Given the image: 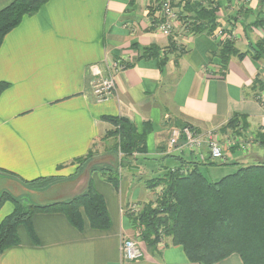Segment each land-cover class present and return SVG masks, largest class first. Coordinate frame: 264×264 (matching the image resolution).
Masks as SVG:
<instances>
[{"label":"crops","instance_id":"1","mask_svg":"<svg viewBox=\"0 0 264 264\" xmlns=\"http://www.w3.org/2000/svg\"><path fill=\"white\" fill-rule=\"evenodd\" d=\"M12 1L0 0V9ZM160 17L157 0H48L5 36L0 81L9 86L0 95V196L5 190L16 196L45 193L29 191L22 180L59 175L67 179L56 184L55 196L46 203L60 201L86 190L91 179L105 198L112 226L98 230L86 223L79 231L62 213H37L32 221L38 242L19 227L20 243L0 255V264H199L191 262L180 245L164 242L153 247L141 239L145 257L123 261L122 241L135 235L131 208L155 195L137 173L157 174L162 172L160 165H179L177 159H162L168 153L202 164L210 160H201L189 148L169 146L173 128L185 125L202 133L215 130L225 148L224 161L231 157L244 163L245 153L236 152L252 147L253 161L246 163L264 161L260 143L264 139L251 138L260 127L264 137V59L255 60L250 53L233 56L222 76L215 55L219 43L212 36L181 26L166 35L154 26ZM248 33L253 42L261 37L253 23ZM150 46L168 56L164 71L160 57L141 56ZM247 49L248 45L242 50ZM122 58L129 66L117 74L115 91L98 98L93 88L98 76L92 66L105 75L109 62ZM106 116L128 117L139 131L150 122L147 155L161 159L121 168L119 190L90 167L71 178L80 170L76 160L85 157L96 141L116 143L114 138L104 140L113 128ZM236 117L240 126L229 127L233 133L226 140L223 129ZM246 138H251L248 148L239 149V140ZM203 153L208 154L207 148ZM13 210V203L6 201L0 207V223ZM214 264L243 263L232 254Z\"/></svg>","mask_w":264,"mask_h":264},{"label":"trees","instance_id":"2","mask_svg":"<svg viewBox=\"0 0 264 264\" xmlns=\"http://www.w3.org/2000/svg\"><path fill=\"white\" fill-rule=\"evenodd\" d=\"M47 1L13 0L1 8L0 48L10 31L20 25L26 15L36 13ZM261 1L264 4V0ZM179 5L183 9L180 17L191 32L210 34L217 27L219 4L216 2L209 0L206 7L198 1L183 0ZM250 10L253 9L243 12L247 20L253 13ZM259 10L261 16L256 20H245L240 24L245 26L247 35L250 24L260 27L264 21V8ZM172 45L175 46V43ZM142 50V57H160V69L164 71L167 55L161 56V50H155L154 46ZM249 53L255 60L264 59V40L253 42L249 38L247 51L240 50L234 41L219 42V51L215 55L220 61L221 75L227 72L233 56L243 58ZM8 86L9 83L0 81V95ZM105 119L113 123V128L106 132V136L114 138L116 143L108 146V157L92 164L90 171L101 172L119 190L121 168L161 159L147 155V136L152 131L150 122L146 121L143 131H139L128 117L106 116ZM260 141L264 143V140ZM93 155V150H90L85 157L76 161H90ZM168 158L177 159L174 161L179 165H160L158 170L162 172L154 174L156 170H152L147 176H139V180L144 179L148 189H162L155 199L145 204L136 218L132 217L134 225L138 222L141 227L140 239L153 247H157L162 240L167 245H180L187 258L194 263L214 264L238 254L243 264H264V161L247 165L236 163L239 164L236 171L212 181L200 170L201 162L188 161L175 153L162 157ZM223 162L212 161L214 164ZM186 163L189 165L183 167ZM61 179L67 178L51 175L22 182L29 191L43 192L56 186ZM24 195L30 196V193ZM24 195L16 196L5 191L0 196V207L6 201L14 205L13 212L0 223V255L20 243L21 226L26 228L34 242H38L32 221L37 213H62L79 231L85 229L86 223L98 230H107L112 226L105 198L91 179L86 190L65 200L44 204L26 203L22 198Z\"/></svg>","mask_w":264,"mask_h":264},{"label":"built area","instance_id":"3","mask_svg":"<svg viewBox=\"0 0 264 264\" xmlns=\"http://www.w3.org/2000/svg\"><path fill=\"white\" fill-rule=\"evenodd\" d=\"M183 0H157L161 17L154 23V26L160 32L169 35L174 32L176 26L186 27L188 25L183 22L180 17L182 7L179 5ZM201 2L204 6L208 7L209 0H194ZM219 4L218 11V24L215 30L210 34L216 42L221 41H234L237 44L241 43L242 37L237 33V27L242 24L246 19L243 12L247 9H259L261 8V0H212ZM259 28L260 39L264 40V21ZM190 31V30H189ZM191 32V31H190ZM128 61L117 59L109 62L108 71L104 75L96 67L92 66L94 74L98 78L94 79V92L98 98H107L116 89L117 74L124 71L128 67ZM241 142L240 148L247 149L249 144L248 138L246 140H239ZM229 143H232L231 141ZM237 143H233L234 145ZM169 146L172 149H190L196 152V155L205 160L209 158L214 162H223L226 159L225 148L220 140L219 134L215 130H209L205 133L197 131L190 125H185L181 128H173L171 131ZM203 148H207L208 154L205 156ZM161 187L158 192H161ZM136 205L132 206L131 212H136ZM141 233V232H140ZM140 233L137 232L136 237H125L122 241L121 251L124 262H132L141 260L145 257V250L140 242ZM164 244V240L160 242ZM159 244V245H160Z\"/></svg>","mask_w":264,"mask_h":264},{"label":"rangeland","instance_id":"4","mask_svg":"<svg viewBox=\"0 0 264 264\" xmlns=\"http://www.w3.org/2000/svg\"><path fill=\"white\" fill-rule=\"evenodd\" d=\"M261 8H264V5H261L260 6ZM254 10V11H253ZM253 10H250L251 11V13H252V16L249 18V20H252V19H255V18H258V17H260L261 16V14H259L260 12V10L259 9H257V10H255V9H253ZM249 11V12H250ZM248 12V13H249ZM260 15V16H259ZM246 20H247V18H246ZM249 20H247V21H249ZM237 33L239 34V35H241V37H242V41H241V43H239V45H238V47L240 48V50H242V49H244L245 48V46H247L248 45V41H249V38H251L250 37V35H249V33H248V35L246 34V32L244 31V26H242V25H240V26H238L237 27ZM255 36V35H254ZM256 38V37H255ZM243 51V50H242ZM239 123H240V121H239V118H233L225 127H224V129H223V131H224V133H225V135H224V139H228L229 137H230V134H232L233 133V131H231L230 133L228 132V128L229 127H235L236 125L239 127L240 125H239ZM235 128H233V130H234ZM262 128L260 127V128H258V130L257 131H253L252 133H251V138H252V141H253V139H255L254 141H256V139L257 138H259V137H262L261 135H262V133L261 132H259V130H261ZM105 138L106 139H104V140H109V139H111V137H107V136H105ZM222 138H223V136H222ZM250 138V139H251ZM250 139H248L249 140V142L251 141ZM259 139H261V138H259ZM225 142V141H224ZM104 142H103V140H98V141H96V143L94 144V146H93V153H94V155L91 157V160L90 161H86L85 159L84 160H80V161H78L76 164H78V166L80 167L79 169V173L77 174V175H73V177H71L72 179L73 178H77L78 176H80L81 175V173L82 172H84V171H87L88 170V168L89 167H91V165L92 164H94V162H96V164L97 163H99V161H101V160H105L107 157H108V154H107V148H108V146L110 145V144H103ZM254 151H256V147L255 148H251L250 150H248V151H245V150H238L237 152H236V156H240L242 153L244 154L245 153V155H246V157H244V159H247V160H245L244 161V165H247V163L246 162H248V161H250L251 159H249V156L254 152ZM168 154H171V153H168ZM250 154V155H249ZM186 157H187V159H191L192 157H191V154L189 153V152H187L186 153V155H185ZM250 158H252V156L250 157ZM251 161H253V160H251ZM261 162V161H260ZM172 163V162H171ZM170 163V164H171ZM173 163H175V162H173ZM239 165V164H238ZM238 165H236V163L233 161V159L231 158V157H228V159H227V161H225V162H223V163H212V161L211 160H208V161H206L204 164H201V166H200V170L202 171V173L204 174V175H206L210 180H212V181H214V180H216V179H220L221 177H223L224 175H227V174H230V173H232V172H234V171H236L237 169H238ZM187 166V165H186ZM240 166H241V164H240ZM184 167V166H183ZM138 175H142V176H147V174L145 173V172H142V171H138V173H137ZM71 178H69V179H71ZM146 178V177H145ZM0 184H2V182H0ZM159 188L160 187H158L156 190H150V191H152V192H155L154 194V196H153V199H155V197H156V193L158 192V190H159ZM55 190H58V188L57 187H55V186H53V187H51L49 190H47V192H45V193H30V196H27V195H24V196H22V198H23V200H24V202H26V203H29V202H31V203H38V204H44V203H46L47 201H50V199H52V197H54L55 196ZM5 191H7V190H5ZM5 191H3V192H5ZM3 192H2V194H3ZM10 192V191H9ZM12 193V192H11ZM1 194V195H2ZM47 195H48V198H47ZM152 199V200H153ZM145 204H147V203H145ZM145 204H142L140 207L139 206H137L136 207V212H134V213H132V214H134L133 215V217H135L136 218V216L140 213V211L144 208V206H145ZM136 225V226H135ZM135 225H134V231H135V235L133 236V237H136L137 235V232H141V227H139V223L137 222V223H135Z\"/></svg>","mask_w":264,"mask_h":264}]
</instances>
